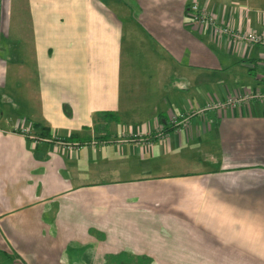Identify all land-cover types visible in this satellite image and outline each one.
<instances>
[{
  "label": "crops",
  "instance_id": "0c3cea01",
  "mask_svg": "<svg viewBox=\"0 0 264 264\" xmlns=\"http://www.w3.org/2000/svg\"><path fill=\"white\" fill-rule=\"evenodd\" d=\"M193 3L264 36V0H23L28 47L0 60L20 112H0V264H264V104L167 130L263 88L264 46L193 26ZM29 124L105 143L68 152Z\"/></svg>",
  "mask_w": 264,
  "mask_h": 264
},
{
  "label": "built area",
  "instance_id": "2783aa9c",
  "mask_svg": "<svg viewBox=\"0 0 264 264\" xmlns=\"http://www.w3.org/2000/svg\"><path fill=\"white\" fill-rule=\"evenodd\" d=\"M189 15L190 22L193 26L209 27L215 37H227L231 42L237 44L246 43L264 46V36L248 31H240L237 29H233L229 26H223L217 21V18L213 13L208 11L206 8L199 6L197 3H193L189 6ZM262 84V89L237 93L224 100L211 101L197 111L185 112L178 115V117H176V119H174L173 121V130L178 131L186 127L191 118L196 115H203L207 112L231 109L234 107L247 105L251 102H260L264 104V75L262 78ZM15 128L16 131H18L20 134L30 139L34 143H50L53 144L55 147H60L63 150H67L68 152H77L78 150L84 147H90L91 149H95L99 145L105 143V141L97 139H92L89 141H67L56 137H44L36 135L33 133V126L31 124L27 126L17 125ZM165 136H167V134L164 132L163 127H160L158 128L156 135L151 136L150 132L143 131L136 135H132L130 141L144 143V139L147 137L163 138Z\"/></svg>",
  "mask_w": 264,
  "mask_h": 264
},
{
  "label": "rangeland",
  "instance_id": "374dc122",
  "mask_svg": "<svg viewBox=\"0 0 264 264\" xmlns=\"http://www.w3.org/2000/svg\"><path fill=\"white\" fill-rule=\"evenodd\" d=\"M7 0H0V60H3L6 62L7 60H10V56L12 54V41H21L22 43H25V46L23 49H26L28 47V36L30 32V25L27 17V9L26 6L23 5V0H15V4L13 8L9 7L6 4ZM13 17L12 27L10 30L9 21L11 24V19ZM9 31H12L15 34L14 38H7V34ZM23 35V37H21ZM18 46V44H15ZM20 45V44H19ZM8 78L9 81H12L13 79L10 76V71L5 78ZM1 79H4L3 76L0 75ZM11 83V82H10ZM2 94H8L6 90H3ZM5 95V96H6ZM2 97V96H1ZM14 99V98H13ZM12 98L10 101H6V99L0 100V112L6 113V114H17L20 113L18 111V104L16 101H14ZM12 106L13 112L8 113L6 110ZM123 264H149L147 262H136V263H130V262H123Z\"/></svg>",
  "mask_w": 264,
  "mask_h": 264
},
{
  "label": "trees",
  "instance_id": "16d2710c",
  "mask_svg": "<svg viewBox=\"0 0 264 264\" xmlns=\"http://www.w3.org/2000/svg\"><path fill=\"white\" fill-rule=\"evenodd\" d=\"M34 127H35V128H38V125H33V128H34ZM167 130L173 131V128H170V129H167ZM40 136L48 137V131H47L46 128L42 127V128L40 129ZM70 139L73 140L74 137H71Z\"/></svg>",
  "mask_w": 264,
  "mask_h": 264
}]
</instances>
